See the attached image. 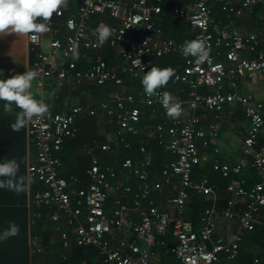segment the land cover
<instances>
[{"label": "built area", "instance_id": "2783aa9c", "mask_svg": "<svg viewBox=\"0 0 264 264\" xmlns=\"http://www.w3.org/2000/svg\"><path fill=\"white\" fill-rule=\"evenodd\" d=\"M167 1L78 0L72 14L67 0L66 6L53 13L49 32L28 35L30 50L35 54L32 67L39 72L36 86L49 107L42 118L29 121L27 130L35 155L32 175L39 183V189L31 194V224L53 226L51 241L57 238L65 250L61 261L54 264H70L68 253L84 247L97 250L99 264H157L164 254H171L179 264H236L245 234L258 224L264 209V103L240 94L235 80L264 76V48H256L259 41L255 35L217 27L211 7L216 3L225 15L234 10V16L242 18L253 15L264 0H195L193 8L179 0L182 5L175 7L171 16L195 32L182 44L193 39L205 42L209 58L203 62L183 55L182 44L178 47L173 39L162 37L153 16L162 14L159 5ZM95 16H108L113 22L108 42L124 62L119 69L105 61L91 60L83 69L78 67L83 52L94 54L103 47L98 44L96 29L90 27ZM171 55L177 63L170 66L175 71L170 81L185 87L187 97H175L181 107L178 117L158 123L146 133L148 141L174 157L164 164L160 182L149 183L152 160L143 143L138 148L143 160L137 163L130 157L133 146L127 136L139 134L142 109L163 108L159 94L168 91L161 88L151 97L143 92L138 98L111 96L101 102L99 109L116 118L117 131L106 135L105 144L82 147L89 158L85 185L75 175L63 177V146L75 138L76 119L84 113L96 115L95 110L76 104L67 113H55L54 102L63 90L86 82L121 86L123 75L141 80L139 63L147 72ZM218 56L224 60L217 61ZM226 85L233 91L225 93ZM204 88L213 93H201ZM45 92L51 96L49 100L44 99ZM233 104L242 106L249 126L244 130L241 157L235 165H229L212 161L209 151L219 142V129L213 122L199 125L197 113H214L218 119L224 108ZM112 144H119L122 150H114ZM96 150L110 155L114 162L103 163ZM207 164L228 181L222 211L217 209L219 190L207 178L193 179L194 169ZM247 172L257 178L249 189L242 178ZM165 190L171 197L163 207L155 193L164 194ZM190 190L212 200L197 226L183 219ZM219 219L237 223L228 241L216 237ZM163 236H171L174 246L170 248L168 241L157 239ZM42 252V246L36 249V254ZM259 261L254 257L252 264Z\"/></svg>", "mask_w": 264, "mask_h": 264}, {"label": "crops", "instance_id": "0c3cea01", "mask_svg": "<svg viewBox=\"0 0 264 264\" xmlns=\"http://www.w3.org/2000/svg\"><path fill=\"white\" fill-rule=\"evenodd\" d=\"M68 1L72 9L71 13L74 14V10L78 5L77 0L75 3L73 0ZM127 1L131 2L135 0ZM177 1L180 5H173L175 0L162 3L168 7V9H162V14L153 16V20L156 22L157 27L161 29L163 38L174 40L172 35H176V37L182 38V44L185 38L193 37V33L195 32H192V29L187 25V23L171 16V11H173L175 7L182 5L179 0ZM194 2L195 0L190 3L184 0V3L188 5L189 8H193ZM151 3L157 5L154 1ZM162 4L159 5L161 8ZM211 9L212 18L217 27L222 28L227 26L240 30L245 36L255 35L259 41V45L256 48L258 50L264 48V4L258 5L254 10L253 15H244L242 18L235 17L234 10H231L229 15H225L221 12L220 6L216 3L212 4ZM173 21H181L180 23L182 24V28L175 31L171 26H169V28L164 29L163 24L172 23ZM101 23L108 26L113 24L112 20L108 16H95L90 22V27L97 29L98 25ZM28 35L29 34L21 35L15 33L0 35V71L3 72V76H0V79H8L13 75L23 74L27 70H33L32 65L35 60V54L30 50ZM181 44L177 43L178 47H180ZM102 46V49L94 54L90 52H83V58L82 60L79 59L78 67L83 69L86 61L88 60L99 62L97 61L98 57L103 55H105L108 59L101 61H105L108 66L116 69L124 66V62L118 57L117 51L109 46L108 41H106ZM217 58L220 59L219 61L224 60L222 56L216 57V60ZM164 59H172L174 62L173 65L177 63L174 55ZM162 61L159 63V68H165ZM122 78L123 84L121 86H116L114 84L97 86L94 83L86 82L76 88L68 87L61 93L64 96V100H70V104L66 109L59 113L69 112L70 106L75 104L81 105L85 110L96 111L95 116H90L88 113H84L76 119L75 138L67 140L64 143V145H68L70 151H62L63 168L61 170V175L63 177L68 178L69 174L75 171V169L80 171L85 169L83 178L79 177L85 185L87 180L85 173L88 167L89 158L85 154V151L82 150V147L84 145L92 147L95 145L105 144L106 135L117 131L118 126L116 118L106 116L99 109L100 103L108 100L111 96L124 97L132 95L138 98L144 92L140 79L132 78L129 75H123ZM36 82L37 79L32 82L33 87L30 91L36 99L42 100V93L37 88ZM136 82L141 87L139 90L135 91L134 94H130L129 85ZM235 84L236 89L240 94L252 96L256 101L264 103V76H260L255 80L236 79ZM89 86L104 87L106 88L107 95L95 101L87 100L85 103H82L81 96L83 93L81 94V92L83 91V88ZM111 86H115L117 90L115 89L114 91H111ZM161 89L163 91H168L173 97L180 96L184 99L187 97L186 88L181 85H173L170 80ZM232 91L233 90L230 86L226 85L224 92L230 93ZM201 93L211 94L213 91L204 88L201 90ZM49 98H51V96L48 92H45L44 99L49 100ZM61 98L62 97L58 100ZM112 108L115 110V107ZM145 110H149L151 114L144 113ZM19 111L20 109L15 104L12 105L11 111H5L3 108V102H0V162L14 159L19 165L16 182L20 183L21 180L23 181L22 190L19 192L9 190L7 187L0 188V231L8 228L10 223H14L19 227V233L16 236L0 241V264H34V259L37 255L36 249L42 246L43 242L41 233L37 228V224H31V163L32 157L34 156V147L27 134L29 122H27L26 125L19 130H15L13 128V124L17 119V113H19ZM197 115L200 118L199 125L205 126L208 123L213 122L217 124L219 129V142L209 151L212 161L235 165L237 160L241 157L244 130L249 126L248 119L243 112L242 106L239 104L226 106L218 119L215 118L216 114L214 113L199 112ZM172 118L173 117L167 115L166 110L160 106H155L153 109L144 108L142 109L141 122L137 125L139 134L135 137L129 135L127 136V140L133 146V150L129 155L135 153L133 157L130 156L135 162L139 163L143 160V156L138 152L140 144L143 143L147 149V154L152 160V167L149 168L150 184L160 182L161 171L164 164L173 161L174 157L169 153H165L164 150L157 145V143L148 141L146 139V133L156 124L167 122L168 120L170 121ZM154 146H157L161 150V155L164 157L159 168L155 167V158L159 153L158 148L156 150L153 149ZM112 148L118 151L122 150V146L119 144H112ZM76 149H79V153L81 154L80 156L77 155V161L75 165H73L69 160L71 153ZM95 153L103 163L112 164L114 162L110 155L103 154L100 150H96ZM206 166L207 165H200L198 167H201V171H203V168ZM248 173L252 176L251 172ZM254 177L252 176V178L257 179L256 176ZM0 180L6 181V178H0ZM165 191L166 192L164 194L155 193L156 200L159 205L163 207L165 205L164 201L166 198L171 197V192L169 190ZM262 211L264 210H261L260 212L258 224H262V220L264 219ZM237 227V223L235 222L232 223L219 219L216 227V237H220L221 239L228 241L231 235L236 232ZM240 262L241 264H249L245 258H241ZM156 263L179 264L171 254H164L162 260Z\"/></svg>", "mask_w": 264, "mask_h": 264}, {"label": "clouds", "instance_id": "9594fccd", "mask_svg": "<svg viewBox=\"0 0 264 264\" xmlns=\"http://www.w3.org/2000/svg\"><path fill=\"white\" fill-rule=\"evenodd\" d=\"M67 5V0H0V35L15 33L27 35L30 33L43 34L49 32L50 19L53 13H57ZM43 21V22H38ZM96 31L98 44L103 45L112 35L111 28L103 23L99 24ZM181 51L185 56L196 58L203 62L209 58V50L201 39L185 41L181 45ZM141 72V84L145 94L149 97L156 95L157 90L164 87L174 77L175 71L171 67H151L144 72V66L139 63ZM0 76L3 72L0 71ZM37 70H27L23 74L11 76L8 79H0V102H3L5 111H11L15 104L19 109L17 119L13 124L15 130H19L33 118H42L49 112L48 105L43 100L36 99L30 89L32 82L37 79ZM159 100L167 115L178 117L181 114L179 102L171 93L159 94ZM19 165L13 160L0 162V188L21 191L23 181L17 183ZM19 233L18 225L10 223L8 228L0 231V241Z\"/></svg>", "mask_w": 264, "mask_h": 264}, {"label": "trees", "instance_id": "16d2710c", "mask_svg": "<svg viewBox=\"0 0 264 264\" xmlns=\"http://www.w3.org/2000/svg\"><path fill=\"white\" fill-rule=\"evenodd\" d=\"M74 3L76 0H73ZM188 3L192 2L193 0H186ZM78 3V0H77ZM180 5V3L175 0L173 2V5ZM77 5V4H76ZM162 9L166 10L168 7H166L164 4H162ZM97 19V18H95ZM97 21V20H96ZM181 21H173L172 23H166L163 24L164 29L169 28L171 26L175 31L182 28ZM188 25V24H187ZM189 26V25H188ZM174 40L181 44V39L176 37V35H172ZM108 58L105 57V55L98 57L97 61L101 60H107ZM219 61L220 59L217 58ZM162 63H164V67H169L173 65L172 59H163ZM140 85L136 83H132L129 85V93L134 94L135 91L140 89ZM108 88V87H107ZM48 90L51 89V87L47 88ZM117 90L115 86H111L110 90L114 91ZM81 101L82 103H85L87 100L89 101H95L97 99H100L104 96H106L107 91L104 87H96V86H89L86 88H83V91L81 92ZM62 97L60 100H57L54 102V108L53 111L55 113H59L62 110L66 109L69 104L70 100H64L63 94H61ZM73 100V99H71ZM144 113L151 114L149 110H145ZM158 147L154 146L153 149L156 150ZM63 150L68 152L69 147L68 145L63 146ZM68 150V151H67ZM158 156L155 158V167L159 168L160 163L163 160V156L161 155V150L158 148ZM135 153H132L130 156L133 157ZM121 156H124V153L121 154ZM35 159V155L32 157V162ZM83 169V168H82ZM204 170L201 171V167H196L193 172V179H200L202 177H205L209 180L210 184L214 187H216L219 190V200L217 203V209L218 211H222L226 206V199L227 194L225 193L226 186L228 184V181L221 177V175L217 172H214L212 169V166L210 164H207ZM85 172V169L82 171L75 169L70 175H76L78 177L83 178V174ZM203 172V174H202ZM252 173V172H251ZM68 176V177H69ZM252 176L255 175L252 173ZM251 174L248 172L243 174L242 178L246 180L247 182V188L249 189L254 182H257V179L252 178ZM39 189V183L34 175L31 177V191L34 192ZM189 199L187 202V211L186 215L184 216L185 221H190L194 223L195 226L198 225L199 220L204 213V211L208 208H210L212 204V200L208 196H204L202 194L197 193L196 191L190 190L188 191ZM264 210V209H263ZM262 215L264 216V211H262ZM37 228L41 233L42 237V246H43V252L41 254H37L34 259V264H54L61 261V257L63 254H65V250L63 249V246L58 241L57 238H55L54 241H51V237L53 236V226L50 224H37ZM158 240H166L170 243V248L174 246L173 239L170 236H163L158 237ZM258 244L264 249V219L262 220V224H257L254 228V230L251 233H246L242 244L240 245V257L239 261L236 264H241L240 260L241 258L247 259L249 264H252L253 258L258 257L260 259L259 264H264V252L260 255H254V252L250 249L252 245ZM68 256L70 258V264H82L83 262L86 264H99L98 261V252L96 249L91 247H84V248H74L71 252L68 253ZM27 264V263H25Z\"/></svg>", "mask_w": 264, "mask_h": 264}, {"label": "rangeland", "instance_id": "374dc122", "mask_svg": "<svg viewBox=\"0 0 264 264\" xmlns=\"http://www.w3.org/2000/svg\"><path fill=\"white\" fill-rule=\"evenodd\" d=\"M80 151H79V149H76V150H74L72 153H71V156H70V162H72V164L73 165H75V163H76V161H77V155L78 156H80V154L81 153H79ZM168 198H166V200H167ZM165 200V201H166ZM164 201V206H167L166 205V202ZM253 252H254V255H260L261 253H263L264 252V249H263V247H261L260 245H258V244H254V245H252L251 246V248H250Z\"/></svg>", "mask_w": 264, "mask_h": 264}]
</instances>
